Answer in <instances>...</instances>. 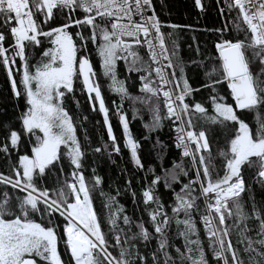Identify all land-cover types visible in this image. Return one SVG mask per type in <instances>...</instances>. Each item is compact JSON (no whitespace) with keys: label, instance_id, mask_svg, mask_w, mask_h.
Listing matches in <instances>:
<instances>
[{"label":"snow or ice","instance_id":"obj_1","mask_svg":"<svg viewBox=\"0 0 264 264\" xmlns=\"http://www.w3.org/2000/svg\"><path fill=\"white\" fill-rule=\"evenodd\" d=\"M193 3L199 12L205 11L202 0ZM224 5L237 15L231 21L232 29L208 30L219 33L213 43L215 54L205 56L197 46L195 53L201 59L185 61L174 33L191 26L161 21L153 0H0V68L12 97L23 101L19 127L0 121V152L9 159L16 156L11 174L0 172L4 186L0 189V264H264V211L252 197L250 212L241 203V194L251 188L246 184V169H254V182L264 186V116L260 111L264 109V0H224ZM224 10L219 9L222 16ZM58 16L62 22L48 27ZM164 28L172 31L165 33ZM228 31L242 32L243 38L226 36ZM41 37L50 47L30 63L29 56L40 47ZM138 47L146 48L147 60L134 50ZM92 52L109 89L120 97L112 105L123 147L134 167L144 170L140 143L132 136L123 108L125 100L131 101L133 119L139 114L136 104L147 109L151 122L144 127L149 132L161 129L164 120L172 123L181 162L162 168L163 175L149 167L150 183L141 192L151 232L143 220L135 223L133 231V221L123 214L116 197L101 191L107 209L106 234L93 205L92 194L100 189L102 178L92 168L86 179V151L76 118L64 103L66 94L76 92L77 82L92 111L98 105L106 130L107 141L95 148L89 143L91 150L119 155L121 145L110 122ZM118 61H124L127 71L139 73L141 95L133 96L125 81L117 78ZM189 63L196 76L203 75L199 86L190 82ZM201 90L208 93L211 112L196 99ZM246 112L255 113L254 128L246 122ZM205 125L228 129L225 145L218 150L219 169ZM84 139L89 140L87 134ZM157 145L163 147L160 141ZM65 160L71 169L67 173ZM53 172L59 188L42 187ZM161 183L173 193L174 203L168 206L171 216L156 194ZM174 185H179V191ZM201 198L205 210L200 221L211 260L192 219ZM57 217L62 218V225ZM248 219L259 223L255 239L248 235L252 231ZM229 220L239 230L235 243ZM173 222L184 239L183 250L175 247L176 258L169 252L168 231ZM153 240L156 249L151 256L142 253L138 245L149 249ZM61 242L67 260L58 251Z\"/></svg>","mask_w":264,"mask_h":264},{"label":"trees","instance_id":"obj_2","mask_svg":"<svg viewBox=\"0 0 264 264\" xmlns=\"http://www.w3.org/2000/svg\"><path fill=\"white\" fill-rule=\"evenodd\" d=\"M202 3L205 5L204 12H199L194 7L193 0H153V5L161 21L191 26V28L177 29L174 33L177 42L180 45V55L185 61H189L190 57L197 60L201 59V57L195 53V48L197 46H199L201 52L205 56L214 55L213 43L217 39L219 33L208 30L222 28L224 26H227L228 29H232L233 25L231 21L234 20L237 15L235 10L231 13L228 12L224 5V0H202ZM220 8L225 9L223 16L220 14ZM79 15L81 14L77 12V16ZM61 22L62 19L58 16L55 20L49 23L48 27L57 26ZM162 30L165 33L172 31L168 28H164ZM70 31L75 32L77 29L72 28ZM225 35L232 38H243L242 32L237 34L235 31H228L225 32ZM193 37H195V41H193ZM40 39V47L34 48L32 54L29 56L30 63H35L36 60L39 59L42 51L45 48L50 47L47 39L43 37ZM190 45L191 48L189 47ZM89 48L91 49L92 46L89 45ZM134 50L138 51L144 60H147V54L145 53L143 47H138ZM91 60L94 69L98 74V82L101 86L106 106L110 109V122L113 126L117 140L121 145V153L119 155L112 153V155L109 156L108 152L95 153L91 150V148L100 146L104 141H107L106 130L103 127L102 116L98 112V105L97 111H92L91 106L87 103L86 94L80 90L79 82H77L76 92L74 94H66L64 103L70 114L76 118L78 136L86 151L84 159L86 179L90 178L92 168H95L96 174L102 178L100 189L96 190L92 194L94 208L103 222V231L106 234L109 232V228L106 222H104V218L107 215V209L104 208L105 197L101 196V191L107 195L116 197L119 205H122L124 208L123 214L128 215L132 219L133 231L136 230L134 227L135 223L143 220L146 222V226L149 227V231L151 232V223L148 220L147 212L145 211V206L142 202L141 192L147 184L150 183L151 176L147 173L149 167L154 168L157 175H163L162 168H171L173 161L176 163L181 162L180 154L174 146L172 123L169 120H164L163 127L161 129L149 132L144 125L150 124V113L143 105L138 103L136 104V108L139 109V114L135 119H133L131 101L125 100L123 108L126 110L132 136L140 143L139 155L144 165V170L134 167L130 161L128 151L123 147L122 129L119 125L112 105L113 100H115L116 103H119L120 97L109 89V81L102 75L99 66V59L95 55V52H92ZM191 69L192 66L189 63V67L186 71L188 72L190 82L193 83V86H199V83L203 81V75L201 73L200 76H196ZM138 77L139 73L127 71L124 61L117 62V78L125 81V87L133 96L141 95L139 91L140 82ZM16 79L19 81L18 76ZM195 95L196 99L202 100L205 106L208 107L209 112H211L210 102L207 100L208 93L201 90V92L196 93ZM76 101H79V105H77ZM22 110V99L18 102L12 97L6 74L4 70L0 68V121H3L5 124H15L16 127H19L17 117ZM260 111L261 115L264 116V109H261ZM243 115L246 122L254 128L255 113L246 112ZM85 116L87 117L86 120L84 119ZM194 122L199 126V121ZM205 128L211 144L212 155L215 158L214 163L216 164L217 169H219L222 161L218 156V150L223 148L225 145V141L228 136V129L219 125H205ZM85 134L89 137V140L87 141L84 139ZM145 137H147V139H145ZM157 141H160L163 147L158 146ZM89 143L91 148L89 147ZM24 147L26 148L27 146L25 145ZM109 151H111V149H109ZM160 154H162V158ZM15 160V154H13L11 159H9L4 155V153L0 152V172L11 174V168ZM184 164L185 167H188L187 158H185ZM64 169L66 173L71 171V169L67 166L66 160L64 161ZM215 175L216 173L213 172V176ZM244 175L246 184L250 185L251 188L249 191L241 194V203L244 205L245 210L250 212L251 200L249 198L252 197L254 198L256 206L264 211V186L254 182V169H246ZM63 179V176L59 177L60 182H62ZM181 179L182 182H186L184 178ZM129 180L131 181L130 185L127 183ZM89 182L91 181L89 180ZM41 186H46L49 189L59 188L60 185L57 181V174L55 172L49 173V175L45 177ZM3 187L4 186L0 185V189H3ZM174 187L176 191H179V185H174ZM117 192L119 193L118 195ZM133 193H135V197L133 196ZM156 194L159 195L161 201L164 203L169 215L171 216V210L168 206L174 203L172 191L165 189L161 183L157 186ZM197 204L199 205V210H193L192 219L196 223V227L206 254L209 260H211V252L207 249L208 240L204 233V226L200 221V215L204 213L205 208L200 203V200L197 201ZM180 218H184L183 214H181ZM35 219L38 222L40 221V217L38 215ZM56 222L61 225L63 224V220L60 217H57ZM120 223L121 227H124L122 220ZM228 223L231 228V239L235 243L238 239L239 230L235 227L233 220H229ZM246 223L248 228L252 229L248 235H251L255 239V232L259 227L258 221L248 219ZM180 228L183 229V225H181ZM109 239L111 242L110 237ZM168 239L170 243L169 252L174 258H176L175 247H180L183 250L184 239L178 235L177 225L175 222H173L170 226ZM138 246L142 253L147 251L149 256H151V251L156 249L155 240L151 242L149 249H145L142 243ZM58 251L61 253L63 259H68V255L65 253V245L62 242L58 244ZM110 251H112L114 255L117 254V250L115 249H110Z\"/></svg>","mask_w":264,"mask_h":264},{"label":"built area","instance_id":"obj_3","mask_svg":"<svg viewBox=\"0 0 264 264\" xmlns=\"http://www.w3.org/2000/svg\"><path fill=\"white\" fill-rule=\"evenodd\" d=\"M7 46V45H6ZM143 49H144V51H145V53L147 54V51H146V48H144L143 47ZM173 141H174V146H175V133L173 132ZM175 149L179 152V154H180V150L179 149H177L176 147H175ZM200 203L203 205V207L205 208V206H204V204H203V202H202V198L200 199ZM203 224V223H202ZM204 226V225H203Z\"/></svg>","mask_w":264,"mask_h":264}]
</instances>
